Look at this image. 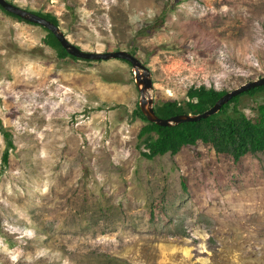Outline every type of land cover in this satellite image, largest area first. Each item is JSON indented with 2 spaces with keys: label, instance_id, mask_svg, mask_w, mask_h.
Returning a JSON list of instances; mask_svg holds the SVG:
<instances>
[{
  "label": "rangeland",
  "instance_id": "obj_1",
  "mask_svg": "<svg viewBox=\"0 0 264 264\" xmlns=\"http://www.w3.org/2000/svg\"><path fill=\"white\" fill-rule=\"evenodd\" d=\"M7 1L132 54L153 107L264 77V0ZM46 30L0 9V264H264V151L146 159L130 63L60 57ZM237 104L254 119L264 92Z\"/></svg>",
  "mask_w": 264,
  "mask_h": 264
},
{
  "label": "trees",
  "instance_id": "obj_2",
  "mask_svg": "<svg viewBox=\"0 0 264 264\" xmlns=\"http://www.w3.org/2000/svg\"><path fill=\"white\" fill-rule=\"evenodd\" d=\"M1 10H3L0 7ZM14 18L17 16L6 12ZM58 25L55 16L47 13L35 12ZM47 31L44 43L53 46L60 57L70 56L60 46L53 34ZM226 91L206 88L203 85L190 87L186 92V101L180 104L178 101H165L154 106V112L161 118H168L177 114H199L210 108ZM256 92H264V85L251 88L230 99L223 104L220 110L197 121L182 122L172 126H159L148 122L138 106L133 111V116L144 121V125L138 132L139 139L143 142L145 150L141 155L152 160L156 156L169 153L176 154L182 146L194 145L197 141L210 144L216 153H228L236 161L247 153L264 151V104H257V112L254 119H249L236 110L238 99L241 95H254ZM233 103V104H232ZM232 104V112L237 111L236 116L229 114L228 108ZM1 125V124H0ZM0 134L5 142L2 161L6 163L8 150L14 147L12 138L8 132L0 126ZM184 185V184H183Z\"/></svg>",
  "mask_w": 264,
  "mask_h": 264
},
{
  "label": "water",
  "instance_id": "obj_3",
  "mask_svg": "<svg viewBox=\"0 0 264 264\" xmlns=\"http://www.w3.org/2000/svg\"><path fill=\"white\" fill-rule=\"evenodd\" d=\"M0 7L8 13H11L18 18L38 24L48 31H50L60 46L67 54L77 59L83 60H109L121 59L130 63L134 71V82L139 91L138 108L148 122L154 123L159 126H172L187 121H197L207 118L208 116L217 113L223 104H226L233 97L254 87L264 85V77L248 81L240 86L225 92L210 108L199 114H177L168 118H161L154 112L153 101L151 98L152 83L149 71L141 65V63L130 53L125 50H116L110 52H86L76 47L67 41L58 25H54L49 20L34 12L25 10L16 6L7 0H0Z\"/></svg>",
  "mask_w": 264,
  "mask_h": 264
}]
</instances>
